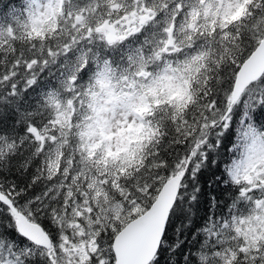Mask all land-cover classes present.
<instances>
[{"label": "snow or ice", "instance_id": "obj_1", "mask_svg": "<svg viewBox=\"0 0 264 264\" xmlns=\"http://www.w3.org/2000/svg\"><path fill=\"white\" fill-rule=\"evenodd\" d=\"M0 264H264V0H0Z\"/></svg>", "mask_w": 264, "mask_h": 264}]
</instances>
